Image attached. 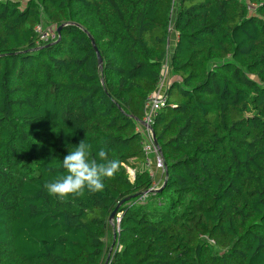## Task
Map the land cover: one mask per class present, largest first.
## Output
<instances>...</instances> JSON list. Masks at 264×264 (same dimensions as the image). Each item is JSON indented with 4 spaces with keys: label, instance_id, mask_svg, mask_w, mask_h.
<instances>
[{
    "label": "trees",
    "instance_id": "1",
    "mask_svg": "<svg viewBox=\"0 0 264 264\" xmlns=\"http://www.w3.org/2000/svg\"><path fill=\"white\" fill-rule=\"evenodd\" d=\"M167 61L155 191L138 125ZM81 140L120 170L60 201ZM114 210L108 264H264V0H0V264H104Z\"/></svg>",
    "mask_w": 264,
    "mask_h": 264
},
{
    "label": "clouds",
    "instance_id": "2",
    "mask_svg": "<svg viewBox=\"0 0 264 264\" xmlns=\"http://www.w3.org/2000/svg\"><path fill=\"white\" fill-rule=\"evenodd\" d=\"M90 148L91 145L81 140L74 150L64 156L62 167L67 174L44 185L49 195L67 201L70 197H83L86 190L93 194L104 190V181L114 178L120 170V161L110 159L103 148L97 153L99 162L90 160Z\"/></svg>",
    "mask_w": 264,
    "mask_h": 264
},
{
    "label": "built area",
    "instance_id": "3",
    "mask_svg": "<svg viewBox=\"0 0 264 264\" xmlns=\"http://www.w3.org/2000/svg\"><path fill=\"white\" fill-rule=\"evenodd\" d=\"M35 32L38 36L39 43L55 42L58 38L56 26L43 29L41 25H38L35 27ZM164 79L165 77L162 76L159 87L145 97L144 115L143 118L141 119V122L138 125V130L141 132V135L143 137V151L145 154V163L148 165L150 162L149 156L151 154H154L156 157L155 167L157 170L161 172H163L164 169L163 160L157 150V147L154 145L150 127L157 110L160 107H162L166 102L167 81L164 82ZM129 172L133 174V170L129 169ZM152 175L154 176L153 173ZM154 188L157 189L158 185H154L152 189ZM119 221H120V217L117 216L113 219V224H115L118 227Z\"/></svg>",
    "mask_w": 264,
    "mask_h": 264
},
{
    "label": "water",
    "instance_id": "4",
    "mask_svg": "<svg viewBox=\"0 0 264 264\" xmlns=\"http://www.w3.org/2000/svg\"><path fill=\"white\" fill-rule=\"evenodd\" d=\"M60 28H61V26H58L57 28H56V31H57V33L59 34V31H60ZM89 37H90V39H91V43H92V46H93V49H94V51L96 52V55H97V60H98V63L100 64L101 63V56H100V53H99V51H98V49H97V47H96V45H95V42H94V40H93V38L89 35ZM54 43V42H53ZM150 129H151V132H152V137H153V142H154V145L157 147V150H158V152H159V154H160V156H161V151H160V148L158 147V143H157V140H156V137H155V134H154V132H153V130H152V128L150 127ZM162 157V156H161ZM162 188V187H161ZM150 190H155V191H157V190H160V187H158L157 189L156 188H154V189H150ZM128 198V197H127ZM122 201L123 200H121L119 203H118V205H120L121 203H122ZM114 215H115V210L110 214V216H109V222H110V225H111V227H112V230H113V238H112V243H111V245H110V248H109V254H108V256H107V258H106V260H105V262H104V264H107V261H108V259H109V256H110V253H111V251H112V249H113V247H114V244H115V242H116V231H117V229L115 228V224H113V219H114Z\"/></svg>",
    "mask_w": 264,
    "mask_h": 264
},
{
    "label": "rangeland",
    "instance_id": "5",
    "mask_svg": "<svg viewBox=\"0 0 264 264\" xmlns=\"http://www.w3.org/2000/svg\"><path fill=\"white\" fill-rule=\"evenodd\" d=\"M174 3L177 4V3H178V0H174ZM41 27H42L43 29H47V28L54 27V25H51V24H49V23H46V21L44 20V21H43V24L41 25ZM175 37H176L175 33L172 32V33H171V36H170V40H173V41L171 42V45L175 42ZM170 49H171V47H170ZM169 75L171 76V73H170L169 61H167V63L164 64L163 67H162V76L165 77L164 82L167 80V78H168V79L170 78ZM173 97H174L175 100H180V97H179L178 95H174Z\"/></svg>",
    "mask_w": 264,
    "mask_h": 264
},
{
    "label": "crops",
    "instance_id": "6",
    "mask_svg": "<svg viewBox=\"0 0 264 264\" xmlns=\"http://www.w3.org/2000/svg\"><path fill=\"white\" fill-rule=\"evenodd\" d=\"M155 158H156L155 155L151 154L149 156V159H150L149 164L147 165L145 163V165H143V166L148 168L149 171H151V173H153L155 175V177H154V185H159L161 183L162 172L156 169V167H155V160L156 159Z\"/></svg>",
    "mask_w": 264,
    "mask_h": 264
}]
</instances>
